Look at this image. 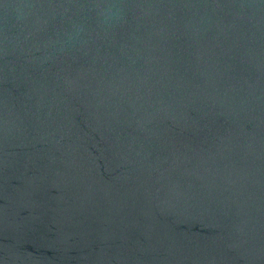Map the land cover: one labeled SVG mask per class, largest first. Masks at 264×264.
Segmentation results:
<instances>
[{
  "label": "water",
  "instance_id": "95a60500",
  "mask_svg": "<svg viewBox=\"0 0 264 264\" xmlns=\"http://www.w3.org/2000/svg\"><path fill=\"white\" fill-rule=\"evenodd\" d=\"M0 264H264V0H0Z\"/></svg>",
  "mask_w": 264,
  "mask_h": 264
}]
</instances>
